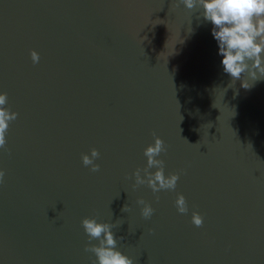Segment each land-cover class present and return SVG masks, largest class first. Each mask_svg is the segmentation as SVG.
<instances>
[{"label": "water", "instance_id": "water-1", "mask_svg": "<svg viewBox=\"0 0 264 264\" xmlns=\"http://www.w3.org/2000/svg\"><path fill=\"white\" fill-rule=\"evenodd\" d=\"M201 16L173 0H0V94L19 113L0 149V264H92L85 218L123 223L134 264H264V80L224 73ZM153 133L175 191L134 186Z\"/></svg>", "mask_w": 264, "mask_h": 264}, {"label": "clouds", "instance_id": "clouds-1", "mask_svg": "<svg viewBox=\"0 0 264 264\" xmlns=\"http://www.w3.org/2000/svg\"><path fill=\"white\" fill-rule=\"evenodd\" d=\"M173 4L176 8L184 5L190 11L202 9L200 18L213 26L211 34L218 42L219 55L223 57V71L232 81H242L241 87L249 90L254 83L250 84L243 79L246 74L254 82L264 80V0H173ZM30 55L33 64L40 62L41 57L38 52L33 50ZM7 105L8 94L5 92L0 94V149L6 151H8L6 137L10 125L19 117V113L11 111ZM153 136L154 144L147 146L143 153L147 159V166L136 169L133 174L134 186L147 185L153 194L175 191L180 175H165V161L158 157L166 154L167 148L164 141L155 133ZM99 157L100 152L93 148L90 155H82V163L85 167H90L92 172H99L100 165L95 163ZM152 169L157 170L153 172ZM5 176L6 172L0 170V184L5 182ZM156 200L159 202L158 195ZM137 203L142 206L143 218L150 219L154 215L155 209L150 203L143 199L138 200ZM175 206L178 213L182 215L189 213L184 195H178ZM128 211L131 209L125 204L122 212ZM191 222L198 228L202 227L204 217L199 212L193 211ZM122 224L97 222L95 218L82 220V227L88 236V245L84 251L95 256L92 264H134L131 258L117 250L118 239L113 228H118ZM123 239L124 237H119L120 241ZM92 241H99V244H93Z\"/></svg>", "mask_w": 264, "mask_h": 264}]
</instances>
